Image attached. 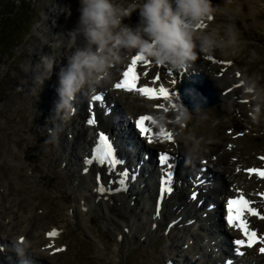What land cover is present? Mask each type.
I'll return each mask as SVG.
<instances>
[{
  "label": "rangeland",
  "instance_id": "obj_1",
  "mask_svg": "<svg viewBox=\"0 0 264 264\" xmlns=\"http://www.w3.org/2000/svg\"><path fill=\"white\" fill-rule=\"evenodd\" d=\"M2 1L10 2V7L0 6V153L5 156V160L0 162V183L4 179L10 180L9 176L16 174L18 177L15 178L19 184L18 192L29 203H32L31 199L37 203L36 216L41 219V224H46L45 230L53 227L59 229L58 231L61 233L59 243H51V250L55 249L56 251L51 257L57 262L56 264H170V262L172 264L184 262H186L185 264H213V261H210L204 254L205 249L197 250L200 244L199 240L189 239L186 242L187 246L182 247L183 239L177 236L187 235V230H179V224L171 222L170 233L164 232L163 225L149 229V225L154 219L146 212L142 219L135 221L131 233H127V230L123 231L124 234L120 241L111 232L113 229L117 230L118 226L104 225L101 210L94 209L93 213L82 209L81 213L72 211L71 205L75 203L76 197L74 188L71 187H80V176L77 171H70L68 165L65 166L63 161L68 162L73 148L69 146L66 148L69 153L62 154L56 152L58 140L49 142L44 139L38 140L34 136L35 130L38 131L37 134L42 131L45 133L42 121L44 123L48 121L49 126L51 122L47 117V111L42 108V104H44L42 97L45 96L40 95L47 80L40 88L35 79L38 71L37 66H32L33 57L36 56L39 59L41 54L52 52L53 48L50 46L54 45L55 40L46 43V49H41L39 48L38 32L55 29L60 20L58 11L64 9L66 4L60 0ZM72 3L78 6V0H72ZM213 4L218 6L220 15L232 20L231 24L223 18L221 20L225 22H219L218 13L217 15L215 13L212 20L206 19V22H202L204 27L206 29L218 27L220 35L225 36V29L228 25L233 24L232 26L237 32V51L236 55H232V48L218 49L211 56L205 55V59L212 61L217 68L221 66L222 71H225L223 73H227L233 82L239 79L237 72L234 74L238 70L245 72L247 78H256L258 86L264 87V0H213ZM228 8L234 9L235 12L230 13ZM11 12H13L12 15ZM54 13H58V16ZM77 19L76 15L74 22ZM58 32H61V29ZM18 38L22 41L18 42ZM10 43H13L14 46ZM11 54L15 56L10 57ZM198 57L200 56L198 55ZM224 59L230 61L229 65L221 63ZM215 60L217 63L213 62ZM241 87L238 88V96L247 97L239 99L238 106L232 107L230 113H221L217 106L210 113H206V111L192 112V120L183 124L184 130L180 134V142L186 145H196L202 150L200 146L226 136L230 139L226 144V149L235 153L234 158L244 159V167L252 165L264 167V119L258 124L252 121L253 101H249L250 95H246ZM37 88H39L38 91ZM218 89L222 104L224 101L222 91L220 92L219 87ZM44 93L47 95L48 91ZM233 97L236 99V95ZM37 100L40 101L37 102ZM48 104L52 107L50 102ZM223 115L235 118L238 122L221 125L219 121L222 120ZM40 141L44 142L40 144ZM14 144L18 146L22 144L26 153L22 156L14 153V149L12 150ZM170 144L176 145L177 142L175 140ZM164 150H168V147ZM10 154L13 158L15 157L16 162L20 160L23 164L26 161L32 165L33 172L36 170L35 173L39 175L38 182H34L36 180L33 181L30 177H23L25 174L32 173L29 168H25V163L22 167L25 168L24 171L23 169L19 172L16 171L11 165ZM48 154L51 157H47ZM209 167L213 169L212 165ZM56 170L58 173H55ZM258 182L264 184V178ZM29 183L35 185L30 186ZM82 188L84 189L85 186L83 185ZM183 190L184 197L188 196L187 189ZM87 191L89 192V190ZM82 196L85 195L82 194ZM117 198L114 197V202L110 203L111 212L116 213L118 216H115L119 218L124 219L123 217H125L132 224L134 220L131 222L130 208L133 204L130 203L129 193H122L121 200ZM89 199H91L90 196ZM132 199L134 198L132 197ZM140 199L141 207L145 205L148 211L152 205L151 200L147 197ZM120 201L122 203L118 207ZM168 209L173 212L171 205ZM69 211L75 216L77 223L72 221L73 218L68 214ZM33 214L32 210L28 218H31ZM81 214L86 215L90 220L87 222H91V224L87 226V222H84L83 225ZM165 216L168 214L165 213ZM12 217L0 219L4 222L3 227L6 228L7 224H12L7 228L15 229ZM165 222L166 219L163 220V224ZM184 222L189 221L185 220ZM32 227L37 226L29 223L21 229L25 231ZM40 231L41 229L37 228L36 232L39 235H41ZM98 239L102 241L103 245L98 244ZM177 242H180V247L174 246ZM46 243L48 242L44 239L43 244ZM59 248L60 251H57ZM30 251L40 257L48 256L43 253L41 248H32Z\"/></svg>",
  "mask_w": 264,
  "mask_h": 264
},
{
  "label": "bare ground",
  "instance_id": "obj_2",
  "mask_svg": "<svg viewBox=\"0 0 264 264\" xmlns=\"http://www.w3.org/2000/svg\"><path fill=\"white\" fill-rule=\"evenodd\" d=\"M65 2V8L61 11H58L60 13L59 17V24L58 26L53 30H46V31H39V39H40V45L39 48L46 49L47 45L46 43L53 41L56 38V34L62 33L68 29H71L75 22L76 15L78 16L79 13L77 11L78 6L72 3V0H60V2ZM69 6L72 8L71 10V16H67L65 14L66 7ZM225 8V7H222ZM74 9V11H73ZM224 10V9H222ZM228 11L235 12L234 9L228 8ZM218 13V15H217ZM56 16H58V13H54ZM217 18L219 22H229L231 24L230 18L224 17L223 15H220V13L216 12ZM227 16V15H226ZM224 20H221V19ZM221 20V21H220ZM139 22V10L137 9L134 11L130 17L125 18L123 20V23L129 24L131 26H135ZM225 24V23H224ZM233 25V24H232ZM53 27V26H52ZM61 29V32H58ZM127 53L123 55L120 62L114 63L110 68V78L107 81H102L101 84L96 88L95 92L89 93L87 95H81L77 97V103H75V106H77L75 114L72 116L70 121L67 123H64L65 130L69 131H59V139L64 145H61V148L58 147L56 149V152H63L66 150V148H69V140H73V152L70 154V160H68V168L71 171H77L81 177L79 180L80 187H71L74 188V193L76 197V201L74 204L71 205L72 211H78L82 209L83 211H88L90 213H93V210L102 211L103 214V221L104 225L109 226H118L117 230L113 229L111 232L115 234L118 240L121 241V237L123 236V231L127 230V233H131L133 229V225L135 221L140 220L143 218L144 214L147 212L151 213V215H154L153 217L157 219L156 225H163V226H169V222L172 220H176L177 223H179V230H187V235L184 236H177L181 239H183V243H186L189 241L190 238L198 239L202 238L205 239V235L207 234L205 232V228L208 226H213L214 228L218 229L219 227H223V236L225 235L227 238L236 237L237 231L234 227H225L222 225L219 221V219L216 217V215L207 209H204L202 207L203 202L199 199H210L213 203L219 204V199L223 196L222 201L229 196L230 194L234 193L235 191H244L247 192L249 195H254V199L256 202L257 208L261 211V213L264 212V198L259 197V194H264V188L261 186L263 184H260L257 178L255 177H249L247 173L243 172L244 167V159L240 160V157L234 158L235 153L231 150L226 149V144L230 140L226 136L222 137L219 140H211L208 144L202 147V150L199 149L196 145L191 144H184L180 142V134L183 132L184 127L183 124H187L192 120L191 119L179 123L176 118V110L180 104L178 102L175 105V108L168 105V102L171 101H177L175 97L174 90H177L179 85V78L183 75L187 74L186 72L190 70H199L202 74L208 76L212 81L215 87H219L222 91V97L224 99L223 103L218 102L215 105L209 106V107H201L198 111H206V113L213 112V108L215 106L218 107L219 111L223 114L230 113L232 107L238 106V100L247 96H238V88L240 86L245 88V82L248 79L247 74L245 72H241L236 70L234 74L237 72L239 73V79L236 81H231L229 79V75L227 73H223L225 71H222V68H217L215 64H213L210 60L205 59V55H200L198 52V57L194 62L188 63L183 69H176L171 66H169L166 63H161L159 66L155 63V60L151 58H147L148 63H138L141 80H146L147 82L151 84H163L165 87H168L170 90V94L172 95V98L170 101H166L164 99L160 100H152L148 99L147 97H144L140 95L138 92L135 91H125V90H118L114 87V83L118 82V77L120 76L121 71L123 70L124 66L129 62L130 57L134 54ZM58 55V63L54 66L53 73L49 79H46V85L45 88L40 92L42 97V100L44 104H42V108L45 109L47 112V117L51 115V107L48 104L51 103V106H54V101L58 99L56 88L58 86V76L57 73L59 71V67L66 64V59L62 58L63 52L62 50H59L57 53ZM38 60L36 56L33 57L34 63L32 66H37ZM226 60V59H224ZM227 61V60H226ZM165 68V69H164ZM166 69H171V73L167 74ZM183 70V73H179ZM151 73L155 75L160 76V80L153 83L151 79ZM44 81V82H45ZM175 81V83H173ZM242 81L241 85H237L239 82ZM244 85V86H243ZM232 86L233 89L230 91L228 88ZM241 87V88H242ZM39 88H37L38 91ZM104 91V93L107 95L108 101L112 104H114L113 110H120L124 112V119L121 117H117L116 115L113 117L114 121H120L121 125H124L126 120H131L136 115L140 114L141 112H145L149 115H151L154 119H156L157 116L163 115L165 117L166 122L163 126L167 128L168 131H171L173 133V140L175 139L177 144L176 145H167L164 141V139H161L160 136H156L153 139L152 144L149 146L154 149L155 151H160L163 147H168L170 149V152L173 155L174 159H181L184 156L188 158L191 161H195V163L198 166L206 165L207 163H211L213 166V171L217 175L218 180L215 181V183L211 184V187L205 188L204 191H200V194L197 195L198 199L195 201H192L191 198L184 197L183 192V182L185 181L184 178H182V174L179 177L177 182H173L170 184L173 193L170 194V192H165L163 203L158 209H156V191L155 187L156 184H153V188L151 189L152 185L150 186L149 183L144 186H140L137 183H131L129 186V197L130 203L133 204L130 208L131 213V222L134 220L132 224H130V221L123 217H117L118 215L116 213H112L110 210V203L114 202V197H118L117 199L121 200L120 195H113L110 196V189H114L116 187H122V189L126 188L128 184L123 183L122 185L119 184V178L115 179L116 181H113V184L109 182L108 179H106V183L101 181V185L97 184V181L94 182L92 178H94V175L100 174V169L97 168L94 164H86L85 161L88 160L89 157L86 158L84 162L81 161V158L79 157V152H88L87 149L91 145L90 140L96 139L97 131L101 130V128H106L108 126L107 122L104 121V115L107 114L106 112V106H104V103H98L94 100H92V96H94L98 91ZM48 91V94L46 95L44 92ZM178 91L176 92V94ZM233 95H236V99H234ZM248 95V94H246ZM40 100H37L39 102ZM249 101L252 102L251 97L249 96ZM42 102V101H41ZM81 102L85 103L86 110L81 106ZM158 104H164L167 108V111L158 108L156 105ZM237 104V105H236ZM188 107V106H187ZM87 108L90 110V113H96L97 119L96 123L89 125L87 123V119L81 122V116H84L88 118L90 116L89 113H87ZM237 108V107H236ZM191 109V108H189ZM116 112V111H113ZM194 111H191V114ZM217 113V111L215 110ZM116 114V113H115ZM213 116V115H211ZM236 119L223 115L222 120L219 121V123L222 125L226 123L236 124ZM43 122V121H42ZM48 122V121H47ZM51 122V121H50ZM49 122V123H50ZM238 122V121H237ZM44 123V122H43ZM150 123V122H148ZM128 124V123H126ZM63 126V124H60V126ZM53 123L51 122V127H53ZM185 126V125H184ZM151 127L154 131H158L161 127L157 122L155 124H152ZM182 143V144H181ZM20 147V148H19ZM138 147V146H137ZM24 146L22 144L13 145L12 150L14 149V153H18V155L22 156L26 151L23 149ZM76 148V149H75ZM221 151V153H220ZM7 155V154H6ZM159 155V154H158ZM5 156H2L0 153V162L4 159ZM11 157V165L12 167L19 172V170L24 171V169H28L32 171V173L25 174L23 177H30L34 182H38L39 175L35 172H33V166L29 163H26L24 161L26 167L22 168L24 165L21 164L20 160L16 162L15 157H12V154H10ZM47 157H51L50 154L47 155ZM56 157V156H55ZM71 158H75V161H72ZM80 160H79V159ZM8 159V158H6ZM34 160L36 158H33ZM78 160L81 161V163H78ZM168 163H173L172 160H169ZM80 166V167H79ZM165 165H162L163 167ZM194 166V165H193ZM30 167H32L30 169ZM84 167H93L90 168V172L87 173L82 172ZM159 167V168H161ZM246 170L249 168V166L244 167ZM167 169V168H165ZM211 169V168H210ZM211 170V171H212ZM50 171V170H49ZM160 173L162 170L159 171ZM55 173H58L57 170ZM54 174V173H53ZM15 177H18L16 174L14 176H9L10 180H3L0 183V219H6L8 217L11 218L12 216V223L15 227V229L10 230L9 226H12V224H7V227H3L4 222L0 221V241L5 242L7 241L10 246L9 248H5L4 250H1L0 248V264H17V258H24L28 264H56L57 262L52 259V255L55 254V249L51 250V243H59L60 238L59 235L61 234L59 231V234L56 236H50L49 233L54 230V228L46 229L44 226L46 224H41V219H39L37 214L38 206L37 203L32 200V203H29V201H26L21 197L20 192H18V186L17 180ZM98 176H96L97 178ZM99 178H102L99 176ZM120 178H122L120 176ZM14 179V180H13ZM92 179V180H91ZM98 179V178H97ZM161 177L159 178L160 181ZM5 181H8L5 183ZM218 182V183H217ZM4 183V184H3ZM144 183V182H143ZM16 184V185H14ZM10 185V186H9ZM30 186H34L35 184H30ZM83 185L85 188L83 189ZM187 189L190 190L191 193L197 192L196 187L192 183L186 184ZM13 186V187H12ZM198 186V185H196ZM100 187H103L106 192V194L102 195L101 197L98 194V189ZM89 190V192L87 191ZM171 191V192H172ZM189 192V194H190ZM152 193L155 194V201L153 202ZM85 195L84 197L82 196ZM89 196L91 199H89ZM148 196L149 199L153 202V204L149 207V210L145 208V205L141 207V199L142 197ZM132 197L134 199H132ZM140 197V198H139ZM25 198H27L25 196ZM23 199V200H22ZM111 199V200H110ZM113 199V201H112ZM28 200V199H27ZM34 202V203H33ZM118 202V201H117ZM119 202L118 207H120ZM169 205L172 206L173 212L170 211ZM40 208V207H39ZM204 209V210H203ZM32 210L34 211V214L31 218H28V215L31 214ZM70 210V209H69ZM87 212V213H88ZM165 213L168 214V216H165ZM70 216L73 218L72 221H76L75 216L71 214V211H69ZM111 214H114L113 216ZM117 215V216H115ZM36 216V217H35ZM35 217V218H34ZM184 217H188L190 222L184 223L185 220ZM81 218L83 219V225L84 222L90 221L89 218L81 214ZM187 218V219H188ZM166 219V222L163 224V220ZM186 219V220H187ZM194 219V220H193ZM183 221V222H182ZM252 223L263 232L264 235V219L258 220L257 218L251 219ZM32 223L36 224L37 227H32L31 229L22 231L21 227L26 226L27 224ZM77 223V221H76ZM88 224H91V222H87ZM151 226V225H150ZM149 226V229H150ZM37 228H40V234L39 235L36 231ZM84 228H86L84 226ZM87 229V228H86ZM89 230V229H88ZM10 231V232H9ZM131 231V232H130ZM91 233V232H90ZM262 234V233H261ZM23 235L24 239L22 241H19V236ZM61 236V235H60ZM226 237H223L224 242ZM44 239L48 242L46 244H43ZM98 244L103 245L102 241L98 239ZM222 242V241H221ZM61 243V242H60ZM207 243L213 250L214 247H217V243L211 245L208 241ZM43 244V245H42ZM49 245V246H48ZM220 245V244H219ZM59 246V245H58ZM174 246L180 247V242H177L174 244ZM43 247V248H42ZM261 247H264V243H259V245H255L251 249H242V254L239 256H236L235 263L231 262L230 260H226V258H222L221 262L219 264H261L264 262V253L260 252L259 249ZM32 248L40 249L43 251L44 254L48 256L42 255L41 257L38 256V254L31 253L30 250ZM233 249V248H232ZM28 250V251H26ZM60 251V248L57 250ZM60 253V252H58ZM14 256V257H13ZM207 256L211 257V260L213 261V264H218L217 261L221 257V254H219V257L216 255L215 257L212 256L210 253L207 254ZM15 257H17L15 259ZM50 257V258H48ZM184 262V261H183ZM186 262L182 263L185 264Z\"/></svg>",
  "mask_w": 264,
  "mask_h": 264
},
{
  "label": "clouds",
  "instance_id": "obj_3",
  "mask_svg": "<svg viewBox=\"0 0 264 264\" xmlns=\"http://www.w3.org/2000/svg\"><path fill=\"white\" fill-rule=\"evenodd\" d=\"M139 10V22L135 26L123 23L125 18ZM79 15L74 26L56 34L52 52L41 54L37 64L36 81L41 86L53 73L58 63L59 50L66 64L57 73L58 99L54 101L48 119L54 127L53 139L60 124L70 121L75 114L78 96L95 92L102 81L110 78V68L120 62L123 55L136 52L159 63L183 69L200 54L211 56L218 49L232 48L236 55L237 32L232 25L225 29L201 27L204 20H212L218 11L213 0H78ZM65 14L71 16V8ZM244 92L253 105L251 119L259 123L264 119V87L249 77ZM192 107L181 103L176 110L179 123L191 119V111H198L204 100L194 89H185ZM206 99V98H205ZM155 121L163 127L166 122L161 114Z\"/></svg>",
  "mask_w": 264,
  "mask_h": 264
},
{
  "label": "snow or ice",
  "instance_id": "obj_4",
  "mask_svg": "<svg viewBox=\"0 0 264 264\" xmlns=\"http://www.w3.org/2000/svg\"><path fill=\"white\" fill-rule=\"evenodd\" d=\"M201 27H204L202 24ZM211 59V57H209ZM143 61L145 64L148 63V60L143 56L142 54H136L132 56L131 63L127 66L126 70L122 74V78L118 83H116L114 86L117 89H126L128 91H136L140 93L141 95L147 96L150 99H157L162 97L166 101H170L173 94H170L169 89L165 87L163 84H160L158 88L151 87L149 85H139L140 81V75L136 72L135 66L138 62ZM159 63V62H157ZM239 75V73H237ZM160 80V76L157 75L153 81L155 83L156 81ZM175 83V81H173ZM94 101H101L102 97L100 95H94L91 98ZM158 108L163 109L167 111V108L164 104H158L156 105ZM174 106V105H173ZM146 122H150L146 124ZM87 123L89 125L95 124L96 120L94 118L88 119ZM156 121L151 115H141L139 118L135 121V126L139 130V133L142 136H146L148 138V143H152L153 139L156 136H161L164 139L171 141L173 140V133L171 131L166 130L163 127H160L158 131H154L151 127L152 124H155ZM93 160L98 162L99 164L107 165V169L109 171H115L117 166L122 164L123 161L118 157V153L116 152L114 148V141H111L109 135H106L103 131L99 133V141L98 144L94 150V155L92 159H88L85 161L86 164L93 163ZM159 161L162 165H166L168 169V173L165 179L162 180V193L163 192H171L172 188L170 186L172 181V164L168 163L169 156L167 154H160ZM247 171L251 172H257L260 176L264 177V170L259 169H248ZM121 177H127L128 173L126 170H123L119 173ZM99 179V176L97 177ZM119 183L123 184L124 179H120ZM99 191H104L103 187H100L98 189ZM264 195V194H262ZM192 198H196V193H192ZM252 202L245 198L243 194H240L238 197L235 198H229L227 201L226 209H227V215H226V221L229 226L237 227L239 228L244 236L247 238L236 240L234 243L237 246H247L252 247L253 244L257 243V241L264 243V235L257 236V233L254 230H251L249 223H248V216L255 215L259 216L260 213L257 211L255 207H252ZM264 219V216L261 217ZM50 236L56 235V233L50 232ZM239 248H237V251ZM260 252L264 253V247H261L259 249Z\"/></svg>",
  "mask_w": 264,
  "mask_h": 264
},
{
  "label": "water",
  "instance_id": "obj_5",
  "mask_svg": "<svg viewBox=\"0 0 264 264\" xmlns=\"http://www.w3.org/2000/svg\"><path fill=\"white\" fill-rule=\"evenodd\" d=\"M185 89H194L196 93L201 95L198 99L204 100L202 107L212 106L220 100L210 79L205 75L190 76L188 80L182 81L181 97L184 100L185 105L191 108L192 104L185 93Z\"/></svg>",
  "mask_w": 264,
  "mask_h": 264
},
{
  "label": "trees",
  "instance_id": "obj_6",
  "mask_svg": "<svg viewBox=\"0 0 264 264\" xmlns=\"http://www.w3.org/2000/svg\"><path fill=\"white\" fill-rule=\"evenodd\" d=\"M0 6H2V7H6V8L8 7V8H9V7H10V2H4V1L0 0ZM11 8H12V6H11ZM12 13H13V12H11V15H12ZM11 15H10V16H11ZM17 41H18V42H21L22 39H19V38H18ZM11 42H12V41H11ZM10 44H12V46H14L13 43H10ZM13 56H14V54H11L10 57H13Z\"/></svg>",
  "mask_w": 264,
  "mask_h": 264
}]
</instances>
